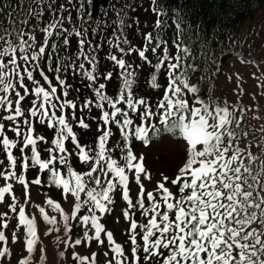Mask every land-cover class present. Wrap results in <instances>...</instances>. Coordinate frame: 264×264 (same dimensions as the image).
<instances>
[{
  "label": "snow or ice",
  "instance_id": "6c2138e0",
  "mask_svg": "<svg viewBox=\"0 0 264 264\" xmlns=\"http://www.w3.org/2000/svg\"><path fill=\"white\" fill-rule=\"evenodd\" d=\"M156 3L110 0L95 19L93 0H30L21 5L22 15H9V27L0 32V264H264V232L251 227L264 223V162L232 143L239 138L235 129L242 127L246 109H238L237 118L227 104L212 107L195 84L182 79L189 69L196 71L187 63L192 53L181 46L182 25H171L175 31L165 40L145 31L161 29V19L150 24L139 15L162 16ZM5 8L11 10V3L0 0V13ZM138 82L141 87L134 91ZM145 86L163 88L162 97L154 98ZM185 89L193 96L191 107L181 98ZM156 116L162 127L154 122ZM177 129L186 143L183 150L175 143L176 158L167 171L179 170L171 183L179 185L182 195L176 198L164 183L157 185L167 210H176L170 220L152 192L147 193L151 207H145L141 179L156 163V146L151 144L147 158L142 151L138 156L131 138L142 141L141 147L162 137L167 143ZM40 143L51 144L43 149L46 157ZM185 150L190 154L186 162ZM76 161L84 166L79 171ZM32 168L37 171L30 179ZM45 173L47 183L41 178ZM130 175L140 185L135 203ZM32 186L59 190L44 193V204L59 219L35 203ZM118 188L126 207L113 195ZM56 196L67 202V211ZM137 206L144 216L152 213L147 224L132 218ZM33 207L46 225L42 230ZM106 215L114 224L121 218L130 222V257L115 241ZM73 222L83 229L81 238L73 239ZM93 242L99 251L82 255L75 250L91 248Z\"/></svg>",
  "mask_w": 264,
  "mask_h": 264
},
{
  "label": "rangeland",
  "instance_id": "374dc122",
  "mask_svg": "<svg viewBox=\"0 0 264 264\" xmlns=\"http://www.w3.org/2000/svg\"><path fill=\"white\" fill-rule=\"evenodd\" d=\"M137 2L143 3L145 6L148 5L149 0H137ZM110 3L105 7H101L100 12L97 16H93L95 19H99L102 15L103 9L106 8ZM157 7L160 11L159 7ZM66 15V14H65ZM135 15V13L129 12V16ZM141 18L147 17V20L150 24H154L156 19H161L163 24L161 29L153 30L152 28H147L145 31H153V35L155 36L158 32L159 36L165 40L169 39V36L175 31L171 25L175 23L170 18H162V16L157 17L154 13H139ZM48 14H45V20L47 21ZM127 23V18H125ZM93 37L89 35V39ZM155 43V41H154ZM153 43V46H154ZM228 50L223 54L221 57L210 55L207 59V69L206 71L209 72V75L205 77L206 80V94L207 99L204 100L210 106L215 107L216 105H220L223 107L225 104L229 107L230 112L235 115L237 118H240V112L238 109H246L243 113V120H242V127L240 129H235L238 135V139L234 140L233 146L237 147L241 150L242 153L247 154L250 152L253 157H255L256 161L264 162V4L250 17L245 19L232 33L230 38L227 42ZM87 47V46H86ZM150 57L152 56L151 52L149 51L146 53ZM87 67V65H86ZM47 72V69L45 68ZM193 71L190 69L184 72L182 79L189 84L196 85V78L193 75ZM49 78L52 80V85L57 87V95H60V86L58 85L55 76L53 73H47ZM39 79V77L37 76ZM139 81V77L137 78ZM43 82V81H42ZM159 83L166 84V78H158ZM177 86L182 87V84L178 81ZM45 87H48L45 84ZM141 87V84L138 82L134 85L135 88ZM144 90L146 92H150L154 98H161L163 93V88L161 89H151L145 86ZM109 95L112 94V89L109 87L107 89ZM63 99V97H61ZM71 98V97H69ZM183 99H187L189 101L190 107L193 106V96L191 93H188L185 89L183 92L182 97ZM198 106V105H196ZM70 111V110H67ZM98 110L94 109V114ZM109 111H111L109 109ZM162 111V110H161ZM59 114V113H58ZM186 118H187V114ZM154 122L157 126L162 127L160 125V117L156 116L153 118ZM172 121H170L171 123ZM7 123V122H6ZM139 123V121H137ZM42 126L37 125V130L39 131ZM116 135H119V130L115 129L113 126ZM51 130H49L50 136ZM246 133V134H243ZM11 135V133L9 134ZM168 142H163V137L159 140H152L150 144L145 147H141L142 141H138L135 137L131 138L132 147L134 153L139 156L140 151L144 153L145 158H147L151 144L154 143L156 146V163L153 166H149L146 168L148 172V177H144L142 174L141 183L144 185L145 191V199L148 192L159 193L157 191V185L159 183H164L166 187L171 189H179V185L172 184L171 180L176 178V175L179 174V170L177 169L175 172L169 173L167 171L168 168L171 167L173 162L175 161V143H179L181 149H184V144L186 141L182 139L179 130L177 129L175 136L169 134L167 136ZM225 142H227V138H225ZM111 144V139L109 141ZM51 144L45 145L40 143L38 148L41 150L42 157L47 156V153L43 152L45 147H50ZM71 147L70 143L67 145ZM198 147H202L198 145ZM139 149V151H138ZM28 155H31L30 150H26ZM231 154V153H229ZM189 153L185 150V162L189 157ZM163 161V162H162ZM74 166L79 171L84 166L80 165L78 161L74 163ZM37 169L32 168L28 172V177L31 179L35 177ZM167 176L168 179L165 180L164 177ZM45 183H47V173H45L41 177ZM130 181V196L133 199V202L138 199L140 185L135 182L134 176H129ZM2 185L3 181H0ZM16 187V185H14ZM33 188V197L35 203L41 204L45 207L46 211L49 215H54L59 219V213L53 211L50 206L44 204L46 199L44 193L48 192L49 194L52 191H59V190H50V189H41L39 186H32ZM114 197L117 199L121 206L126 207V204L122 201L121 193L119 188L117 189L116 193H113ZM58 201H60L59 196L54 197ZM61 206L67 211L68 205L65 201H60ZM145 207L150 208L151 204L146 202L145 200ZM36 215L39 219L38 228L42 230L46 227L44 225L42 218L39 217L38 211L34 208ZM137 216V221L143 222L145 219L141 216L142 210L139 209L137 206L136 209L132 210ZM139 212V213H138ZM83 214V212L81 213ZM116 215L120 216V208H116ZM135 216V215H134ZM133 216V217H134ZM132 217V218H133ZM105 222L109 229H114V239L117 243H121L122 247L125 249L126 253L131 252L132 244L130 239V234L128 229L130 227V222L124 221L122 218L118 224H114L112 218L110 216L105 217ZM73 239L81 238L83 234V229L79 226L78 222H73ZM251 227L255 228L257 231L264 232V223H255ZM107 243V242H106ZM16 250L20 248V244L14 246ZM79 251L82 255H88L89 252L93 250L99 251V249L95 248V242H93V246L87 247L85 245L77 246L75 249ZM104 250H108L106 247ZM72 251V250H69ZM113 253L109 252V257L111 258ZM143 256V254L141 255ZM130 257V255H129ZM103 260V257H100Z\"/></svg>",
  "mask_w": 264,
  "mask_h": 264
},
{
  "label": "trees",
  "instance_id": "16d2710c",
  "mask_svg": "<svg viewBox=\"0 0 264 264\" xmlns=\"http://www.w3.org/2000/svg\"><path fill=\"white\" fill-rule=\"evenodd\" d=\"M12 9H4L0 13V32L9 27V15L15 19L22 15L21 5L30 0H6ZM109 0H93L91 11L97 16L101 7ZM264 0H157L156 6L163 14L162 18H170L174 23L182 25L179 36L182 47L192 53L188 64H194L193 73L197 82L198 95L206 100V80L209 75L207 59L210 55L221 57L228 50L227 42L233 31L248 17L252 16ZM26 11V9H25Z\"/></svg>",
  "mask_w": 264,
  "mask_h": 264
},
{
  "label": "built area",
  "instance_id": "2783aa9c",
  "mask_svg": "<svg viewBox=\"0 0 264 264\" xmlns=\"http://www.w3.org/2000/svg\"><path fill=\"white\" fill-rule=\"evenodd\" d=\"M169 191L170 192H172L173 194H174V196L176 197V198H179L182 194L179 192V189H173L172 187H171V189H169ZM153 194H156L157 196H158V193H155V192H152ZM188 194V190H186L185 191V193H184V195H187ZM146 200V199H145ZM157 201L160 203V198L159 197H157ZM173 202H175V201H173ZM159 211L161 212V213H164V212H168V214H169V217H170V220H174V218H173V215H172V210L171 211H168L167 210V208L166 207H162L161 206V204H160V209H159ZM139 213V212H138ZM150 215H148V216H145V219L143 220V222H138L137 221V218H136V214H135V216L133 217V219H135L136 220V222H137V224L139 225V224H147V222H148V220L151 218V213H149ZM141 216L144 218V215L143 214H141ZM159 220H160V217H157V221L159 222ZM163 225H161V227H162ZM137 232L139 233V235L137 236V243L139 244V246H140V255H142L143 254V251H142V249H143V239H142V236H143V231L141 230V229H137ZM171 234V233H170ZM157 235H159V233H157ZM155 237H153V239H154ZM118 244H120L121 246H122V244L121 243H118ZM127 255H131V252H129V253H126ZM167 255V254H166Z\"/></svg>",
  "mask_w": 264,
  "mask_h": 264
},
{
  "label": "bare ground",
  "instance_id": "6f19581e",
  "mask_svg": "<svg viewBox=\"0 0 264 264\" xmlns=\"http://www.w3.org/2000/svg\"><path fill=\"white\" fill-rule=\"evenodd\" d=\"M11 135H12V134H11ZM43 157H44V155H43ZM33 178H34V177H33ZM0 181H1V180H0ZM2 183H3V182H2ZM0 184H1V182H0ZM129 187L131 188L130 182H129ZM15 190H16L17 192H19V191H20V186H19V185H16ZM190 191H191V190L189 189V190H188V193H189ZM153 195H154V196L156 197V199H157V195H156V194H153ZM33 199H34V197H33ZM146 202H148V201H147V198H146ZM148 203H150V202H148ZM160 204H161L162 207H166L161 199H160ZM32 211L35 212V211H34V207H33ZM175 214H176V210L173 209V210H172V215H173V218H174V219H175ZM39 229H40V227H39ZM45 239H47V238H45ZM165 254H167V250H165Z\"/></svg>",
  "mask_w": 264,
  "mask_h": 264
}]
</instances>
